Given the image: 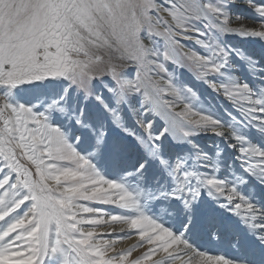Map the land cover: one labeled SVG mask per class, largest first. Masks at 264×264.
I'll list each match as a JSON object with an SVG mask.
<instances>
[{"label":"snow or ice","instance_id":"1","mask_svg":"<svg viewBox=\"0 0 264 264\" xmlns=\"http://www.w3.org/2000/svg\"><path fill=\"white\" fill-rule=\"evenodd\" d=\"M244 2L260 17L256 23L232 16L236 0H0V264H264V207L237 186L177 161L169 172L175 187L161 194L171 208L183 206L174 228L149 210L157 195L129 182L143 175V164L108 179L93 162L108 145V120L156 159L165 133L187 139L208 130L228 133L245 172L264 184V149L195 111L186 99L195 93L179 90L168 71L169 63L186 68L264 135V88L207 79L221 74L235 51L220 44L224 35L264 41V0ZM247 63L264 79V68ZM125 111H134L146 139L123 127ZM154 117L165 122L159 135ZM77 144L96 152L83 154ZM120 151L113 142L112 156ZM205 193L239 218L251 243L234 233L225 254L190 242L198 220L209 241L220 240L217 217L197 214ZM124 240L135 242L118 248Z\"/></svg>","mask_w":264,"mask_h":264},{"label":"rangeland","instance_id":"2","mask_svg":"<svg viewBox=\"0 0 264 264\" xmlns=\"http://www.w3.org/2000/svg\"><path fill=\"white\" fill-rule=\"evenodd\" d=\"M230 12L232 15H234L236 12H245V14H243L244 19H247L252 23H256L260 19V17L257 16L256 13H254L251 9H248V6L245 4L244 0H241L238 5H232L230 7ZM219 42L226 49L230 48L235 50L231 53L228 60L232 67L229 68L225 66L223 68V74L227 75L224 79V85L229 87H235L246 83L253 91L256 92H259L262 88H264V83H260L257 81V79L263 80L260 79L261 73L250 72L249 65L247 63L248 58H251L252 61L257 62L258 67L264 68L263 59L260 58V56H264V44L260 42L253 43L252 41L245 39V37H238L234 35H224L222 38H220ZM184 43L187 46H190V48L196 45H188L186 41ZM197 52H199V54L201 55L203 54L201 51ZM237 53H239V55H237ZM168 71L173 77V82L175 86L179 90L183 91L184 89H191L192 92L195 93L194 100L191 97H186V99L191 103V106L195 111H198L202 114H207L210 118L216 119L226 128H230L236 136H242L246 138L252 146L264 149V135L258 132L254 127L241 123L242 118L240 117V114L236 115L230 112L227 113L228 115H224L223 112L219 110L218 104L215 103V99L212 97L207 87L203 86L201 84L200 79L196 78L189 70H187L186 68L177 67L169 63ZM42 99L49 98L42 97ZM129 112H133V114H131V119L128 123L126 122V120L122 119L123 127L135 130L139 136L145 137L146 139V136L143 133L142 129H140L136 125L137 117L134 111ZM224 119L227 120V122ZM106 123L109 125V131L106 137L108 143L115 139H118L119 142H121L120 144L124 146V149L121 153H119L118 157H113V159L110 161V164L108 165L105 162V157L111 151V149L108 150V145L111 144L102 147L99 152H96L95 148L93 147V152H96V158L94 159V162L100 163V172L110 179V174L113 170L115 176H117L119 179L121 177L127 176V173L129 172L135 173L136 169L139 168L141 164H143V175L139 176L138 178L135 176L129 177V182L134 187L139 186L140 188L146 191H150L156 194L158 199H155L150 202L149 210L152 211L154 214L163 215L169 223L173 224L174 228H179L180 219L183 215L182 204H177L175 208H171V202L161 194L168 193L175 187V184L173 182L172 177L169 175V172L176 163V153L180 147H184L185 150L191 151L193 164L195 165L194 170L198 171L201 174L200 170L204 166L202 162V157L204 156L202 155L201 151L203 150V147L207 142L206 131L208 130L201 131L198 134H194L188 137L187 139H174L173 135L165 133L162 136L161 140L157 142L161 145L158 146L159 159H156L153 155H150L151 149L146 150V148L141 146V144L137 141L136 138L127 135L124 131H122L120 127L111 124L110 120H108ZM164 128L165 122L159 117H154L153 133L159 135L160 132H163ZM66 131L68 132V137L71 141L72 129L68 127ZM215 136L216 138L218 137L217 135ZM218 138L222 146L226 147L227 142H224V140L220 137ZM91 143L94 144V141H92ZM213 148H211V151L209 152V154H211L212 161L217 164L219 171H223L226 168L222 166V162L225 156H219L217 154V151ZM80 150L83 151L82 148H80ZM230 150L231 149L228 148V151ZM83 154H87V152H83ZM236 156L239 162L235 163L233 167H230L228 169V173L226 174L227 180L230 181L228 183H231L230 185H232L234 181L238 189H240L239 192L241 194L244 195V193L247 192L246 194L249 195V197L247 196V198H249L257 206L264 207L262 203H258L255 200L257 198V194L261 195V192H263L259 190V187L257 186L258 184H260L258 182L259 178H252L250 175L248 176L251 178V180L246 178L244 176L245 170L242 167V162L240 160V153H238ZM161 160H165L168 162L169 167L167 169L163 165H161ZM213 177L219 180L218 177ZM240 180H244L246 181V183H239ZM261 197H264V194ZM205 199L207 201L209 200L208 202H211L213 208L217 207V203L214 201L213 198L208 197L207 193H205ZM218 208L219 209L215 208L216 211L219 213L220 217L223 216L221 219L225 221L223 224H221V227L225 226L222 228V230H233L234 233H238L246 241L252 242V238L250 239V237H245V233L248 232V229L245 227L244 224L240 222L239 218L230 213L225 212L223 209L221 210L219 205ZM199 210L200 209L198 208L197 212ZM233 221H235L236 223H234ZM196 224L194 225V228L198 227V225L200 224L199 220ZM181 231H186V229L182 228ZM224 243L225 241L221 240L217 242V246L221 248V251H223L225 248L227 249L230 247L229 243ZM213 244L214 243L212 242V244H209V246L213 247ZM223 252H225V250Z\"/></svg>","mask_w":264,"mask_h":264},{"label":"bare ground","instance_id":"3","mask_svg":"<svg viewBox=\"0 0 264 264\" xmlns=\"http://www.w3.org/2000/svg\"><path fill=\"white\" fill-rule=\"evenodd\" d=\"M240 1L241 0H236L235 5H238V3ZM248 9H250V8L248 7ZM243 14H245V12H243V13L236 12L232 16L233 17H240V18H242L243 21H245L247 23H252L249 20L244 19ZM234 36L242 37L240 35H234ZM245 39H248V40L252 41L253 43L260 42V43L264 44V41H262V40H260L258 38L251 37V36L245 37ZM186 42H187L188 45H195V43H191L189 41H186ZM188 47H190V46H188ZM191 49L194 50V51H196V52L197 51H201L203 53L202 55L199 54V52H197L201 56H209V54H210V53L206 52L204 49H202L200 46H196L195 45V46H192ZM260 58H262L263 59V62H264V56L262 55V56H260ZM226 67H229L230 68V67H232V65L228 62L227 65H226ZM223 73H224V70L222 69L221 70V74H217V75H214V76H209L207 79H208L209 82H213V83H218V84L224 85L225 84L224 83V79L226 78L227 75H224ZM200 81H201V84L203 86L207 87L208 91L210 92V94L212 95V97L215 99V103L218 104L219 110L222 111L224 115H226L227 113H230V112H232L233 114H236V115L237 114L238 115L240 114L227 97H225L223 95H220L217 92L213 91L212 88L209 87V84L206 83L204 80H201L200 79ZM257 81L260 82V83H264V79L263 80H258L257 79ZM131 114H133V112L125 111L124 113H122V119L123 120H126V122L128 123L129 120L131 119ZM240 117H241V115H240ZM225 121L227 122V120H225ZM231 132H232L233 135H235V133L233 131H231ZM206 134H207L206 135L207 142L205 143L206 146L204 145L203 150L201 151V153H202V155L204 157L207 158V161L206 162H203L204 166L200 170L201 175L216 176V177H218L219 181L225 183L229 187L232 186V185L237 186L232 179L231 180L233 181V184L230 185L231 183L230 184L228 183L230 181L227 180V178H226V174L228 173V169L230 167H233L235 163L239 162L238 161V158L236 156L239 153V151L237 150V148L229 147L230 144L234 143V140L229 136L228 133H225L224 136H218V137L222 138L224 140V142H227L226 147H224V146H222L221 142H219V138L218 137L216 138V136H215V134L213 132L206 131ZM113 142H116V143H118L121 146V151H120V153H121L122 150L124 149V146L122 144H120L121 142H119L118 139L117 140L115 139V140L111 141L108 144H112ZM160 145L161 144L158 143V146H160ZM76 147H77V150H80V148H82V149H87L86 152H93V150H92L93 147H88L87 144L86 145H83V146L82 145H76ZM211 148H213L214 150H216L217 151V154L219 156H225V158H224V160L222 162V166H224L226 168L223 171H219L217 164L214 161H212L211 154H209V152L211 151ZM228 148L231 149V150L228 151ZM109 149H111V145H108V150ZM176 158H177L176 162L177 161H181L189 169L194 170L195 165L193 164V159H192V155H191V151L190 150H185L184 147H180L177 150ZM112 159H113V156H112L111 151H110V153L105 157V160H106L105 162L109 165L110 164V161ZM94 163L96 164L97 169L100 171V167H99V164L100 163H96V162H94ZM214 169H215V171H213ZM244 176L246 178H248L249 180H251V178L248 176V173L247 172L244 173ZM105 177L108 178L107 176H105ZM110 179H118V177L115 176L113 170L111 171ZM257 186L259 187V190H261L263 192H261L262 193L261 195L257 194V196H256L257 198L255 200L258 203H262L264 205V197H261L264 194V184H261L260 183ZM238 190H240V189H238ZM246 193H244V196L245 197H247V196L249 197V195H247ZM260 198H261V200H260ZM208 201L206 199H204V202L199 206V209L200 210L197 212V214L199 216L203 212H208V213H211L212 215L216 216L217 217V220H218V223L215 224V225H213V227L219 230L220 240L221 241H225V243L226 242L228 243V241L230 240L231 236L234 234V231L233 230H228V229L227 230L226 229H223L222 230V228L225 227V226L221 227V224H223L225 221L221 219L223 216L220 217L219 213L215 209V208L219 209L218 208V204H216L217 207L213 208V205L211 204V202H208ZM221 210H222V208H221ZM233 222L236 223L235 221H233ZM229 225H231V224H229ZM194 227H193V230H192V232H191V234L189 236L190 242H192L194 245L199 246L203 250L221 251V248L217 246V242H213L214 243L213 244V247H210L209 246V244H212V242L207 239V235H206L207 229L205 228V226H203L200 223L198 225V227H196V228H194ZM245 237H247V238L250 237V239L252 238V241L254 240V237L252 236V233L249 230H248V232L245 233ZM134 242H135L134 240H126V241H122V242L121 241H117V247L118 248L119 247H128L131 244H133ZM224 250H225V252H224L225 254H231L232 249L230 247L227 248V249L225 248Z\"/></svg>","mask_w":264,"mask_h":264}]
</instances>
